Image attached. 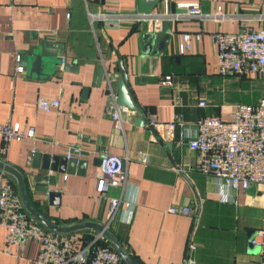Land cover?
<instances>
[{"label":"crops","instance_id":"obj_1","mask_svg":"<svg viewBox=\"0 0 264 264\" xmlns=\"http://www.w3.org/2000/svg\"><path fill=\"white\" fill-rule=\"evenodd\" d=\"M180 1L191 0H167L157 9L180 16L163 21L162 30L155 32L156 44L166 31L170 37L156 55L151 73L144 76L146 64L138 61L147 25L123 21L117 28H105L103 21L89 18L90 13L105 11L137 12V0H0V123L35 127L34 140L13 141L6 152L1 151L0 139V160L24 175L29 200L45 218L62 226L86 220L106 224L136 264H184L190 242L195 244L189 252L194 264H264V248L250 250L257 247L250 237L264 226L262 187L253 183L246 190H228L221 196L213 176L195 169L196 153L184 141L202 116L228 119L233 104H254L264 97V77L218 74L216 48L210 39L214 31L242 32L246 22L264 28V0H199L203 11L213 10L221 1L225 12H236L237 20L222 22L177 12ZM182 32L193 36L191 50L185 54L177 51ZM46 38L55 47L62 46L65 63L74 65L51 75L16 72V57ZM55 47L51 49L58 52ZM119 58L137 106L124 117L121 128L108 111L105 74L97 85L101 66L117 83ZM165 75L171 76V84L160 83ZM40 97L59 98L60 107L41 111ZM201 99L205 107L198 105ZM177 114L183 126L176 125L171 133L159 127ZM138 117H143V125L136 123ZM163 133L165 139L158 136ZM70 144L85 150L84 173L26 166L28 152L65 156ZM103 152L119 156L126 167L127 185L109 188L107 197L123 195L134 202L129 222L123 203L110 219L109 199L97 198V160ZM142 155L147 162L140 161ZM176 166L190 169L178 172ZM5 175L18 192L15 178ZM42 176L48 180H38ZM52 190L60 194L59 205L49 203L47 194ZM184 205L190 206V214L168 212L171 206ZM76 233L87 244L98 232L86 228ZM5 238L6 229L0 226V264H35L37 242L6 248Z\"/></svg>","mask_w":264,"mask_h":264},{"label":"built area","instance_id":"obj_2","mask_svg":"<svg viewBox=\"0 0 264 264\" xmlns=\"http://www.w3.org/2000/svg\"><path fill=\"white\" fill-rule=\"evenodd\" d=\"M23 1V0H22ZM28 1V0H24ZM167 4V0H161ZM179 9H186V15L199 20H237V14L223 10L221 1H217L213 10L203 11L199 0L180 1L176 3ZM179 13L167 9L149 14L138 12H99L90 13V21L100 20L105 28H117L123 21L133 24H146L148 30H162V22L177 18ZM242 32L214 31L210 39L216 48L218 74L224 77H264V28H253L249 22L244 24ZM56 30L53 31L56 34ZM193 36L189 32L178 35L177 51L185 54L191 50ZM196 40L199 33L194 34ZM103 64V58L100 54ZM16 72H22L21 58L16 57ZM104 67V66H103ZM106 76L107 107L116 127L121 128L124 117L132 114L126 106L116 102L117 84L114 76ZM113 77V79H112ZM163 85L171 84V76L165 75L160 79ZM200 107L206 106V101L198 102ZM60 107L59 98L40 97L37 108L41 111H51ZM168 133L176 125L183 126V118L175 115L171 122L158 124ZM165 139V135L159 134ZM1 151L6 152L13 141L34 140L33 125L20 126L18 123H0ZM189 149L196 153L195 169L211 174L218 186L219 194L223 197L228 190H246L251 184H259L264 192V97L257 103H235L232 105L228 119L218 115L202 116L191 133L184 140ZM85 150L78 144L66 146L65 157L82 159ZM127 160V157L124 158ZM140 161L147 162V156L142 155ZM181 166H176L178 172H185ZM5 172L0 170V226L6 229L5 247L11 244L24 245L33 240L39 245V253L35 264H124L122 258L109 245L101 243L105 238L101 233L94 235L92 240L83 244L76 232L60 233L49 231L35 221L24 209L19 193L8 183ZM66 177V176H65ZM127 185V171L123 159L117 155L103 152L96 171V190L98 199H106L111 187L122 189ZM109 199L110 219L118 212L121 203L128 211L127 221L132 219L134 202L123 195ZM168 212L173 214H190L189 205L171 206ZM100 241V242H99ZM251 244L264 248V226L258 229L250 240ZM99 242V243H98ZM195 244L189 243L188 255L184 264H194L190 251ZM7 250V249H6Z\"/></svg>","mask_w":264,"mask_h":264},{"label":"water","instance_id":"obj_3","mask_svg":"<svg viewBox=\"0 0 264 264\" xmlns=\"http://www.w3.org/2000/svg\"><path fill=\"white\" fill-rule=\"evenodd\" d=\"M161 0H137V12L143 13V14H149L152 11H155L158 9V5ZM177 12H186V9H176ZM143 40L144 43L141 46V53L139 57V64L143 63L146 64V69L143 72L144 76H147L151 73L152 66L155 61V57L158 54L159 51H161L165 44L169 40V33L166 31L163 38H161L156 44V38L157 34L151 30H147L143 34ZM58 45V44H57ZM56 43L51 38H46L43 41H41L36 48L31 49L27 53L21 56L22 62H24L23 69L25 71H28V73L31 74H37L41 75V73H49L51 75L55 70H59L60 68H63L66 70L69 67H72L75 62L69 64L65 63L63 59V47H55ZM51 47L59 48L60 50L58 52H55L51 49ZM119 68L117 71L120 72V76L117 77V89H116V102L118 105L126 106L129 110L134 111L137 109V106L135 105L130 85H129V79L127 75V71L122 65V61L119 58L118 59ZM23 65V64H22ZM104 74V67L101 66L98 71V78H97V85L100 84L101 79ZM87 92V90H84ZM136 123L143 125L144 119L143 117H138L136 119ZM167 146L171 147V143L167 142ZM100 164V158L97 160V165ZM86 161L82 159H75V158H66L65 156H52L50 154H42L39 152H28L27 154V161L26 166L32 167L34 169H41L43 171H49L52 172H60V173H84ZM0 170L11 175L15 178L18 188V193L21 199V202L23 204L24 209L32 216L34 217L44 228L54 231V232H60V233H71L76 232L82 229H91L95 230L98 233H101L104 238H106L115 251L118 253V255L122 258L124 264H136L123 244L117 239V237L108 229V226L106 224H100L94 221L86 220L82 221L76 224L68 225V226H62L57 225L51 221H49L47 218H45L30 202L24 175L14 166L4 162L3 160H0ZM40 181H47V176H42L38 178ZM44 189H47V186L44 187ZM59 192L57 191H48L47 198L49 200V203L52 205H59L60 199H59ZM256 232H254L255 235ZM253 236L250 237L252 239ZM255 249L258 251L259 247H251V252H254Z\"/></svg>","mask_w":264,"mask_h":264},{"label":"trees","instance_id":"obj_4","mask_svg":"<svg viewBox=\"0 0 264 264\" xmlns=\"http://www.w3.org/2000/svg\"><path fill=\"white\" fill-rule=\"evenodd\" d=\"M220 75V74H219ZM221 76V75H220ZM224 77V76H223ZM239 103V102H238ZM242 103V102H241ZM249 104V103H248ZM99 243V242H98ZM101 243H103V244H107V245H109V243L104 239L103 241H101ZM110 247H112L111 245H109Z\"/></svg>","mask_w":264,"mask_h":264},{"label":"rangeland","instance_id":"obj_5","mask_svg":"<svg viewBox=\"0 0 264 264\" xmlns=\"http://www.w3.org/2000/svg\"><path fill=\"white\" fill-rule=\"evenodd\" d=\"M161 3H163V2H162V1H160V3H159V5H158V7L160 6V4H161Z\"/></svg>","mask_w":264,"mask_h":264}]
</instances>
